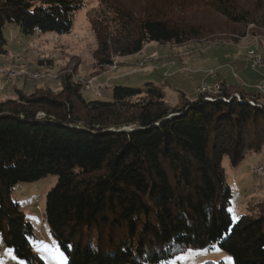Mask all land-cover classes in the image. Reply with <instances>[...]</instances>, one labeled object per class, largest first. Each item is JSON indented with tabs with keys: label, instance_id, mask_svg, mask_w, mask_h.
Listing matches in <instances>:
<instances>
[{
	"label": "trees",
	"instance_id": "obj_1",
	"mask_svg": "<svg viewBox=\"0 0 264 264\" xmlns=\"http://www.w3.org/2000/svg\"><path fill=\"white\" fill-rule=\"evenodd\" d=\"M198 4L223 18L228 31L194 21L181 7L141 13L112 7L91 20L96 64L104 69L150 43L181 45L220 32L238 42L249 25L264 29V0ZM83 6L84 0H0V54L7 53V24L25 35L69 34ZM61 83L57 93L40 88L0 101V234L17 258L48 264L13 188L56 175L44 214L67 264H160L214 246L233 264H264V205L234 221L222 165L224 156L237 166L262 150L264 95L221 82L219 100L197 93L173 106L152 81L114 85L110 100H87L72 73ZM235 93L245 101L221 99Z\"/></svg>",
	"mask_w": 264,
	"mask_h": 264
},
{
	"label": "rangeland",
	"instance_id": "obj_2",
	"mask_svg": "<svg viewBox=\"0 0 264 264\" xmlns=\"http://www.w3.org/2000/svg\"><path fill=\"white\" fill-rule=\"evenodd\" d=\"M157 6L167 7L168 11L175 7L184 8L194 21L221 25L223 31H228L226 21L211 10L203 9L198 0H84L83 8L74 16L73 29L69 34L35 32L25 35L14 24L6 25L4 35L7 40V53L0 54V69L8 72L25 71L27 74L43 71L47 76L41 80L31 81L22 75L3 84L8 75L1 73L0 70V101L16 99L19 92L29 95L40 88L57 93L62 89V77L67 73H72L73 79L95 78L96 84L100 86L101 95L93 94L94 92L82 87L81 92L87 100H110L114 85L138 87L147 80L160 84L173 106L182 104L184 97L189 100L197 97L195 90L198 86L223 80L233 86L234 88L229 86L233 90L258 93L255 85L264 81V65L255 68L247 58L248 50L253 47L251 46L254 39L253 30L261 36L257 49L264 58V29L256 25H249L247 36L238 42L233 41L234 35L231 33L220 32L210 35L211 38L203 37L181 45L174 43H153L151 47L146 45L147 55L152 51L158 52L155 59L146 62V65L151 64L154 68L148 77L137 64L118 67V61L123 56H115L113 65L100 68L94 58L98 41L91 20L111 14L112 7L141 13L149 7ZM216 40H220L221 43L212 46ZM147 57L144 55L141 60ZM49 61L52 65H49ZM110 69L113 70L104 75ZM102 75V81L109 77L107 83L97 82ZM242 82L244 86L241 85ZM139 83L142 84L138 85ZM258 163H264V146L260 152L249 153L237 166L232 165L228 156L223 157L222 165L233 192L230 211L234 221L243 214H258L264 205V176L256 177L253 173V168ZM57 180L56 175H48L37 181L20 182L14 186L12 196L20 203L27 219L34 225L36 237L33 244L37 254L48 264H61L56 255L58 249L65 258L63 264H67V257L52 235L44 214L47 193L55 186ZM0 240H3L2 234ZM2 247L5 251L0 256V264H28L17 258L5 244ZM189 253L191 257L187 260L176 259ZM173 261L175 264H205L207 261L233 264L232 257L217 246L188 249L160 264H172Z\"/></svg>",
	"mask_w": 264,
	"mask_h": 264
},
{
	"label": "built area",
	"instance_id": "obj_3",
	"mask_svg": "<svg viewBox=\"0 0 264 264\" xmlns=\"http://www.w3.org/2000/svg\"><path fill=\"white\" fill-rule=\"evenodd\" d=\"M253 38H254L253 43L251 44V46H253V47H251L248 50L247 58L251 61V64L253 67L260 68L264 65V58L258 52V49H257L258 44L261 40V36L259 34L253 35ZM220 43H221L220 40H216L211 45L212 46H218ZM157 55H158V52L155 51V52L151 53L146 59L138 61L137 65L141 66V68H143L149 59H155L157 57ZM0 70H1V73L8 75V76H6V79L4 80L3 84H7V83L11 82L14 77H20L22 75H25L23 78H26L27 80H31V81L41 80L47 76V73H45L43 71H35V72L30 73V74H27V73H25V71L8 72V71H2V69H0ZM74 81L81 84V86L84 87L86 90H90L97 95H101V92L99 91L100 86L98 84H96L94 77H90V78L78 77V78L74 79ZM222 89H223L222 84L220 82H215L213 84H203V85L198 86L196 88V93H198L200 95L202 94L205 96L206 99L214 101V100H219V97H215V95L220 93L222 91ZM256 89H257L258 93L264 95V82L256 85ZM233 98H237L239 101H242V102L245 101V100H243V98L240 96L239 93H235L234 95H232L229 98L221 97V99L225 100V101L232 100ZM248 102L252 105H256V106L259 105V103H257L254 100H249ZM253 173L255 174L256 177L264 176V163H258L253 168ZM4 251H5L4 247L1 246L0 247V256H2L4 254Z\"/></svg>",
	"mask_w": 264,
	"mask_h": 264
},
{
	"label": "crops",
	"instance_id": "obj_4",
	"mask_svg": "<svg viewBox=\"0 0 264 264\" xmlns=\"http://www.w3.org/2000/svg\"><path fill=\"white\" fill-rule=\"evenodd\" d=\"M152 44L153 43H151V44H148V47H151L152 46ZM153 52V51H152ZM151 52V53H152ZM147 53V50L145 49V47L143 48V50L142 51H140V52H138V53H136V54H132V55H128V56H124V57H121L120 59H119V61H118V63H119V65H118V67H120L121 65H123V66H131V65H136L137 64V62H138V60H141L142 58H143V56L145 55V57H147V56H149V55H147L146 54ZM147 55V56H146ZM117 67V68H118ZM116 68V69H117ZM116 69H114V70H116ZM113 69H110V70H108L107 72H105L104 73V75H106L108 72H110V71H112ZM140 70H143L144 71V73H146V76L148 77L149 75V73H151V72H153V70H154V68L152 67V65L151 64H147L145 67H143V68H140ZM136 71V70H135ZM135 71H130V73H134ZM103 78V75L102 76H100L98 79H97V82H105V83H107V81H108V78L109 77H107V79L104 81H102L101 79ZM144 81H146V80H144ZM148 81H151V80H147L146 82H148ZM207 81V80H206ZM145 82V83H146ZM153 82V81H152ZM221 82H224L225 83V85L227 86V87H233V86H231V85H228L224 80L223 81H220V83ZM262 82H264V81H262ZM262 82H259V83H262ZM142 83H144V82H142ZM142 83H139L138 85H140V84H142ZM155 83V82H154ZM259 83H257L256 85H258ZM157 85H160V84H158V83H156ZM241 85L242 86H244L245 84L242 82L241 83ZM255 85V86H256ZM244 91V90H243ZM92 92V91H91ZM195 93H196V90H195ZM247 93V92H246ZM93 94H95V93H93ZM197 94V93H196ZM193 99H196V97H194V98H191V100H193ZM3 244H5L4 243V240H0V246H2Z\"/></svg>",
	"mask_w": 264,
	"mask_h": 264
},
{
	"label": "snow or ice",
	"instance_id": "obj_5",
	"mask_svg": "<svg viewBox=\"0 0 264 264\" xmlns=\"http://www.w3.org/2000/svg\"><path fill=\"white\" fill-rule=\"evenodd\" d=\"M56 255L59 257L60 261H61V264H63V261L65 260L64 256L62 253L59 252V250L57 249L56 250ZM197 255H199V253H197ZM191 257V253L187 254V255H184V256H180V257H177L176 259L178 260H187ZM230 259V258H229ZM172 264H175V261L172 262Z\"/></svg>",
	"mask_w": 264,
	"mask_h": 264
},
{
	"label": "water",
	"instance_id": "obj_6",
	"mask_svg": "<svg viewBox=\"0 0 264 264\" xmlns=\"http://www.w3.org/2000/svg\"><path fill=\"white\" fill-rule=\"evenodd\" d=\"M205 100H208V99L205 98Z\"/></svg>",
	"mask_w": 264,
	"mask_h": 264
}]
</instances>
